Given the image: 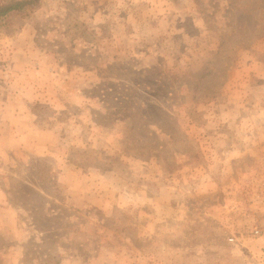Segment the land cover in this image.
I'll return each instance as SVG.
<instances>
[{"label": "rangeland", "instance_id": "374dc122", "mask_svg": "<svg viewBox=\"0 0 264 264\" xmlns=\"http://www.w3.org/2000/svg\"><path fill=\"white\" fill-rule=\"evenodd\" d=\"M13 64L1 106L51 145L5 154L0 264H239L235 233L256 250L264 0H38L0 20Z\"/></svg>", "mask_w": 264, "mask_h": 264}, {"label": "crops", "instance_id": "0c3cea01", "mask_svg": "<svg viewBox=\"0 0 264 264\" xmlns=\"http://www.w3.org/2000/svg\"><path fill=\"white\" fill-rule=\"evenodd\" d=\"M0 76L7 71L19 70L16 64L9 67L2 66ZM18 94H12L17 96ZM9 99V97H8ZM6 100L0 96V167L3 168L5 154L19 149L28 150L39 155L42 151H48L51 139L47 135L51 132L43 130L35 124V116L32 113L22 111L20 108L9 105L2 107Z\"/></svg>", "mask_w": 264, "mask_h": 264}, {"label": "built area", "instance_id": "2783aa9c", "mask_svg": "<svg viewBox=\"0 0 264 264\" xmlns=\"http://www.w3.org/2000/svg\"><path fill=\"white\" fill-rule=\"evenodd\" d=\"M247 234L255 238V242L252 243V247L256 246L255 251L246 246L237 233L227 237V242L240 251L239 264H264V224L252 223L248 227Z\"/></svg>", "mask_w": 264, "mask_h": 264}, {"label": "trees", "instance_id": "16d2710c", "mask_svg": "<svg viewBox=\"0 0 264 264\" xmlns=\"http://www.w3.org/2000/svg\"><path fill=\"white\" fill-rule=\"evenodd\" d=\"M38 0H0V20L11 12L19 11L27 6L33 5ZM137 147L139 149L147 145L145 136H138ZM141 156L142 153H139Z\"/></svg>", "mask_w": 264, "mask_h": 264}]
</instances>
